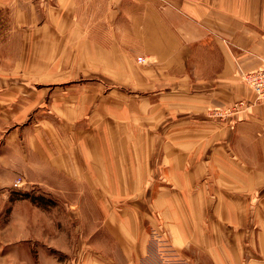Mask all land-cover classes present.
Listing matches in <instances>:
<instances>
[{
    "label": "rangeland",
    "instance_id": "374dc122",
    "mask_svg": "<svg viewBox=\"0 0 264 264\" xmlns=\"http://www.w3.org/2000/svg\"><path fill=\"white\" fill-rule=\"evenodd\" d=\"M109 1L79 0L81 18L75 24L78 28L91 26L98 30L99 21L93 13L107 11V21L102 24L129 33L88 37L103 41L107 48L109 43H116L121 52L119 58L134 67L130 66L124 75L129 80L125 83L115 81L118 75L99 63L85 65L89 61L81 53L71 51V2L11 0V6L0 8V264L206 262L201 261V249L195 245H179L171 217L166 218L153 205L152 191L104 195V191L111 192L108 187H91L82 178V171L87 169L77 143L82 140V130L94 129L87 132L96 136L89 142L105 140L101 126L117 123L111 112L148 107L143 101L148 96L156 99V107L165 108L163 99H159L164 92L186 91L185 84L175 80L180 74L176 70L172 72L171 85L149 84L147 37L132 33V10L138 5L124 0L116 16V8ZM144 5L142 2L139 8ZM58 6L65 7L56 20L58 28H53L47 17ZM53 38L59 39L58 44H52ZM80 38L83 36L73 40ZM99 58L93 54L91 60ZM263 66L264 63L235 74L259 103H264V99L252 90L247 74ZM132 75L139 76L138 80L133 82ZM193 90L195 85H190L189 91ZM173 102L178 104L179 97ZM71 103L76 106L72 112ZM248 105L246 99L238 98L224 106L208 107L204 118L233 129L237 115ZM176 117L178 113L167 117L163 109L158 113L157 147L161 140L158 134ZM158 151L155 149V154ZM151 181L144 183L149 186ZM255 200L253 197L256 204ZM259 214L256 209L250 212L244 232L252 243L247 245L250 253L243 255L242 264L260 257L255 234L259 230ZM259 261L264 264V259Z\"/></svg>",
    "mask_w": 264,
    "mask_h": 264
},
{
    "label": "crops",
    "instance_id": "0c3cea01",
    "mask_svg": "<svg viewBox=\"0 0 264 264\" xmlns=\"http://www.w3.org/2000/svg\"><path fill=\"white\" fill-rule=\"evenodd\" d=\"M63 1L71 2V51L81 53L89 61L85 65L99 63L118 75L115 81L128 82L124 75L134 67L119 58L116 43H109L107 48L103 41L88 37L129 33L102 24L107 21V11L93 13L99 21L98 30L78 28L79 0ZM133 1L138 6L132 10V33L147 37L149 84L171 85L176 70L180 74L175 80L185 84L186 91L164 92L159 99L165 108L156 107V99L148 96L143 98L148 107L111 112L117 123L101 126L105 140L89 142L96 136L87 132L94 129L82 130V140L77 142L83 167L87 168L82 178L91 187H108L111 192L104 191V195L152 191V203L166 218L171 217L179 245L201 249L200 259L205 264H242L252 243L244 231L250 212L256 209L261 213L255 233L260 257L250 255L251 260L244 264H260L264 259V103L256 102L252 91L235 74L264 63V0ZM123 2L109 1L116 8L115 15ZM142 2L145 5L139 8ZM11 4V0H0V8ZM64 7L54 8L47 17L53 28H58L56 20ZM75 36L83 38L73 40ZM56 41L59 39L53 38L52 44H58ZM93 54L100 58L91 60ZM131 77L133 82L139 78ZM190 85H195V90L189 91ZM177 97L178 104L173 102ZM238 98L246 99L249 105L237 115L233 129L204 118L208 107L224 106ZM75 109L71 103V112ZM161 109L167 117L177 113L179 117L158 134L161 140L157 147ZM115 128L117 134L113 135ZM155 149H159L157 154ZM148 179L152 181L147 188L144 182Z\"/></svg>",
    "mask_w": 264,
    "mask_h": 264
},
{
    "label": "built area",
    "instance_id": "2783aa9c",
    "mask_svg": "<svg viewBox=\"0 0 264 264\" xmlns=\"http://www.w3.org/2000/svg\"><path fill=\"white\" fill-rule=\"evenodd\" d=\"M247 80L255 94L264 99V66L258 70L249 71Z\"/></svg>",
    "mask_w": 264,
    "mask_h": 264
}]
</instances>
